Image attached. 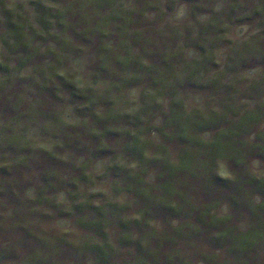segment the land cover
I'll return each instance as SVG.
<instances>
[{"label": "rangeland", "instance_id": "1", "mask_svg": "<svg viewBox=\"0 0 264 264\" xmlns=\"http://www.w3.org/2000/svg\"><path fill=\"white\" fill-rule=\"evenodd\" d=\"M0 264H264V0H0Z\"/></svg>", "mask_w": 264, "mask_h": 264}]
</instances>
